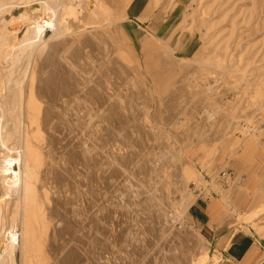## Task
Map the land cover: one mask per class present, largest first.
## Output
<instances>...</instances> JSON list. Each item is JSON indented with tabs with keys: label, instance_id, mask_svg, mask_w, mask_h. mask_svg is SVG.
<instances>
[{
	"label": "rangeland",
	"instance_id": "374dc122",
	"mask_svg": "<svg viewBox=\"0 0 264 264\" xmlns=\"http://www.w3.org/2000/svg\"><path fill=\"white\" fill-rule=\"evenodd\" d=\"M62 2L64 34L47 28L14 63L34 19L52 14L0 11V78L23 88L33 152L24 198L0 181L3 247L13 231L15 264H210L194 219L201 171L231 170L250 137L264 171V0Z\"/></svg>",
	"mask_w": 264,
	"mask_h": 264
},
{
	"label": "crops",
	"instance_id": "0c3cea01",
	"mask_svg": "<svg viewBox=\"0 0 264 264\" xmlns=\"http://www.w3.org/2000/svg\"><path fill=\"white\" fill-rule=\"evenodd\" d=\"M252 157L231 162L235 185L214 187L209 200L195 198L194 219L207 237L210 264H264V220L254 219L264 210V171Z\"/></svg>",
	"mask_w": 264,
	"mask_h": 264
},
{
	"label": "bare ground",
	"instance_id": "6f19581e",
	"mask_svg": "<svg viewBox=\"0 0 264 264\" xmlns=\"http://www.w3.org/2000/svg\"><path fill=\"white\" fill-rule=\"evenodd\" d=\"M17 1L19 0H12L11 2L8 3L9 5L7 4L8 7L5 6V8L4 5L0 3L1 13L4 14V12L9 8L14 9L18 7L20 4H25L26 6H28L31 3H36L40 5L42 11H44L46 14L51 13L52 15L50 17H46L47 19L38 18V17L36 19L33 18L34 26L29 27V29L25 33V36L23 40L19 43V47H18L20 54L18 56H13L11 63H14L16 59L19 60L20 59L19 56L23 54L25 51L27 52V50H30V52L26 53L28 54V57L34 54L38 46L42 44L43 36L47 28H51L53 37H58L64 34L65 30L61 29L60 26H56L52 18L54 17L55 19V17L58 14H60L62 16L60 25H62V22L64 21L63 16L65 14L69 16L70 11H72L73 9L72 4L71 7L70 6L68 7L63 4L62 0H21L22 3H18ZM73 1L75 5H77L78 1L80 2V0H73ZM8 15H10V13ZM19 23L20 22H16V21L13 22L10 25L13 31L7 30L9 32L8 34L14 35L13 33L15 32L14 29L18 27L17 25H20ZM7 37H8L7 33L0 34V47L7 46ZM0 77L2 78L4 76H2L0 73ZM1 78H0V151H4V153L7 154L9 160L0 161V177H1L0 181L3 185V188L5 189L7 188V190H11V188L13 189L15 188V190L22 192L24 198L26 193H28V189H29V180H28L29 174L27 173V171H22L21 166L22 164H24L26 168L28 161L30 160L33 152L31 148L30 140L28 139L27 135H25V130H24L25 124L23 122V118H24L25 105H24L23 88L17 91H11V86H13L12 83L14 79L13 78L11 79V77L5 79H1ZM17 83L20 84L21 82L17 80ZM241 150L242 152L236 157V159H242V158L254 156L256 151H258L257 148L254 146V139L252 137L244 141ZM15 165H18L20 167V170L18 172L13 168ZM13 228H14V219H12V229ZM28 231L29 230L27 228V224L25 223V226L23 227V239L21 243L22 249L25 247ZM8 235H9L8 241L10 243V246L9 249H6L3 247L2 244V242L6 237L4 238L1 233V223H0V264H15L14 252L20 246L19 244L20 242L19 239L17 238L16 232L14 233L13 231H9Z\"/></svg>",
	"mask_w": 264,
	"mask_h": 264
},
{
	"label": "built area",
	"instance_id": "2783aa9c",
	"mask_svg": "<svg viewBox=\"0 0 264 264\" xmlns=\"http://www.w3.org/2000/svg\"><path fill=\"white\" fill-rule=\"evenodd\" d=\"M201 178L208 182L206 186H195L196 196L199 198H205L209 200L213 196H215V192L211 189V183H217L222 187H225L229 184V182L233 179V173L230 170H221L218 173H215L213 176L208 175L206 172L201 171Z\"/></svg>",
	"mask_w": 264,
	"mask_h": 264
}]
</instances>
